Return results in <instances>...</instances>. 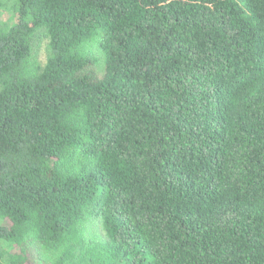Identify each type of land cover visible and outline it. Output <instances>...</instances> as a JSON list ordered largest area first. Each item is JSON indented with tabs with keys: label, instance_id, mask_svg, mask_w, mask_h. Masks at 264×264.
I'll list each match as a JSON object with an SVG mask.
<instances>
[{
	"label": "trees",
	"instance_id": "obj_1",
	"mask_svg": "<svg viewBox=\"0 0 264 264\" xmlns=\"http://www.w3.org/2000/svg\"><path fill=\"white\" fill-rule=\"evenodd\" d=\"M0 264H264V0H0Z\"/></svg>",
	"mask_w": 264,
	"mask_h": 264
},
{
	"label": "rangeland",
	"instance_id": "obj_2",
	"mask_svg": "<svg viewBox=\"0 0 264 264\" xmlns=\"http://www.w3.org/2000/svg\"><path fill=\"white\" fill-rule=\"evenodd\" d=\"M3 17L5 19L9 18V15L4 13ZM40 35L34 36L33 39V53L34 57L36 60H38L41 63H44V58H45V52H46V41L43 40L42 38L40 39Z\"/></svg>",
	"mask_w": 264,
	"mask_h": 264
}]
</instances>
